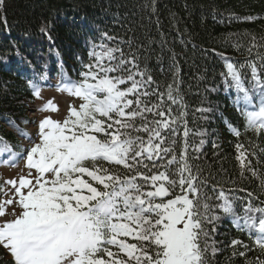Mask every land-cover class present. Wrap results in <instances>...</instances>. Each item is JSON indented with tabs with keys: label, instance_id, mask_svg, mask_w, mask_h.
I'll list each match as a JSON object with an SVG mask.
<instances>
[{
	"label": "snow or ice",
	"instance_id": "1",
	"mask_svg": "<svg viewBox=\"0 0 264 264\" xmlns=\"http://www.w3.org/2000/svg\"><path fill=\"white\" fill-rule=\"evenodd\" d=\"M104 39L115 38L105 34ZM258 47L264 44L258 45L252 35L249 54ZM129 56L119 46L93 44L92 62L83 66L82 79L57 86V91L78 98L79 107L69 105L62 121L41 119L39 142L18 154L26 160L27 175L5 181L14 196L0 203V248L11 264H207L210 247L215 255L205 225L219 217L202 191L205 182L188 162L186 125L177 154L175 125L185 113L173 115L172 105L184 107L175 76L161 92L159 85L152 87L153 77L140 70L135 55ZM257 56L259 68L255 61L237 66L222 56L223 75L244 94L246 103L251 97L241 69H250L264 95V56ZM33 95L41 98L35 85ZM37 111L58 112V106L49 100ZM242 115L245 131L264 134V101ZM228 127L240 137L236 128ZM235 148L240 175L248 171L264 187V177L248 158L254 153L241 143ZM3 163L14 166L16 160L5 158ZM216 199L222 201L217 207L232 216L241 232L250 234L255 246L233 239V256L244 258L243 264H264L260 257L248 259L250 251L264 254V208L249 202L241 216L223 190ZM13 204L16 207L8 212L5 205ZM6 215L11 219H3Z\"/></svg>",
	"mask_w": 264,
	"mask_h": 264
},
{
	"label": "trees",
	"instance_id": "2",
	"mask_svg": "<svg viewBox=\"0 0 264 264\" xmlns=\"http://www.w3.org/2000/svg\"><path fill=\"white\" fill-rule=\"evenodd\" d=\"M105 34L115 39L106 40ZM252 35L258 45L264 44V0H4L0 6V162L17 159L26 150L20 138L29 137L32 121L27 112L37 99L33 85L50 89L68 80L79 81L86 71L83 66L92 62L93 44L119 46L125 56L135 55L140 70L153 77L152 87L159 85V91L173 84L175 76L184 107L172 105L173 115L185 113L175 125L177 154L186 125L188 162L205 182L202 191L219 217L205 225L208 244L216 249L213 255L209 248L207 264H243L244 258L233 256L231 241L255 246L250 234L241 232L232 216L217 207L222 201L216 196L223 190L241 216L249 202L264 208L260 179L248 171L242 177L235 159V145L241 143L254 153L248 158L264 177V134L257 137L245 131L242 115L258 109L264 95L248 68L241 73L250 103L223 75L222 56L237 66L251 60L260 67L257 53L264 56V47L249 54ZM229 124L241 133L239 138ZM257 257L264 259V254L258 249L248 252L249 260ZM0 264H11L3 248Z\"/></svg>",
	"mask_w": 264,
	"mask_h": 264
},
{
	"label": "rangeland",
	"instance_id": "3",
	"mask_svg": "<svg viewBox=\"0 0 264 264\" xmlns=\"http://www.w3.org/2000/svg\"><path fill=\"white\" fill-rule=\"evenodd\" d=\"M57 79L55 78L54 81ZM41 91V98L36 99L35 104L30 105L27 117L31 119V124L27 128L29 137L32 138L30 141L29 139L21 140L23 146H25L26 153L27 150L33 145V142L38 143L39 137L37 136L38 132V124L39 121L45 117H51L52 119L62 121L69 110V105L79 107L81 101L78 98L69 96L66 92L57 91V88L51 89H40ZM52 100L58 106V112H39L37 109L43 107V105ZM16 163L14 166L5 165L3 161L0 162V203L7 201L14 196V189L5 183V181L10 180H18L20 176L27 175V168H26V160L22 158L15 159ZM26 191V190H24ZM16 207L15 204L12 206L5 205V208L8 212H11L12 208ZM17 211L19 209L17 208ZM3 219H11V216L6 215ZM7 253V252H6ZM7 258L11 259L9 254L7 253Z\"/></svg>",
	"mask_w": 264,
	"mask_h": 264
}]
</instances>
